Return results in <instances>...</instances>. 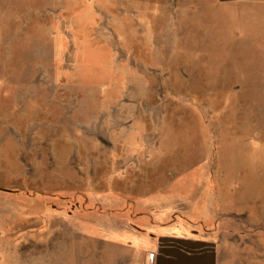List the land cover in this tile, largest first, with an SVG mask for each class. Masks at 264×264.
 <instances>
[{
	"label": "rangeland",
	"instance_id": "obj_1",
	"mask_svg": "<svg viewBox=\"0 0 264 264\" xmlns=\"http://www.w3.org/2000/svg\"><path fill=\"white\" fill-rule=\"evenodd\" d=\"M247 1L0 0L2 253L111 264L104 232L254 228L264 0Z\"/></svg>",
	"mask_w": 264,
	"mask_h": 264
},
{
	"label": "crops",
	"instance_id": "obj_2",
	"mask_svg": "<svg viewBox=\"0 0 264 264\" xmlns=\"http://www.w3.org/2000/svg\"><path fill=\"white\" fill-rule=\"evenodd\" d=\"M213 1L216 4H234L247 0ZM248 141L252 142L253 150L256 148L255 153L260 155L263 165L259 164L260 168L262 166L259 171L264 173V137H249ZM257 198H251L249 203L254 205ZM16 202L18 203L14 204L15 208L7 211L8 215L18 218L12 223L14 224L13 230L18 233L17 238L23 237L25 240L27 236L30 239L32 228L30 202L26 203L24 200ZM257 205L256 211L252 210V206L248 208V217L254 225L253 229H227L223 225L205 234H200L170 227L162 231L151 232L150 241L144 247L134 245L138 243L137 239L144 231L124 230L122 232L124 239L120 241L112 240L111 236L104 232L102 237L107 239H105L103 250L109 254L111 264H116L118 259L119 264H132L133 261L135 264H264V209L261 212L264 201ZM221 222L223 220L219 219L218 223ZM130 238L137 241H132ZM21 244V242H15L12 256L6 252L2 253L0 247V264H31L30 259L26 260L25 250L22 249ZM133 249L139 251L135 258L132 257Z\"/></svg>",
	"mask_w": 264,
	"mask_h": 264
}]
</instances>
